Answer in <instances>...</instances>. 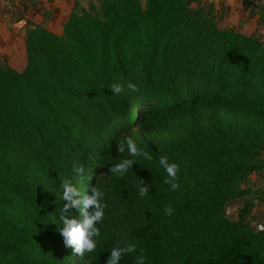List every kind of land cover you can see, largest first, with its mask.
Listing matches in <instances>:
<instances>
[{
  "label": "trees",
  "instance_id": "obj_1",
  "mask_svg": "<svg viewBox=\"0 0 264 264\" xmlns=\"http://www.w3.org/2000/svg\"><path fill=\"white\" fill-rule=\"evenodd\" d=\"M189 1L99 0L94 12L73 8L59 32L30 30L33 79L0 85V264H75L71 249L81 264H106L117 242L137 246L120 264L141 251L146 264H264V231L225 214L230 199L252 193L240 185L262 167L264 41L218 26ZM113 84L124 91L112 94ZM140 106L146 116L115 130ZM126 137L152 159L114 176L115 163L132 159L126 145L117 150ZM161 156L180 166L175 191ZM74 162L85 166L82 193L106 189L97 248L83 256L52 223Z\"/></svg>",
  "mask_w": 264,
  "mask_h": 264
},
{
  "label": "rangeland",
  "instance_id": "obj_2",
  "mask_svg": "<svg viewBox=\"0 0 264 264\" xmlns=\"http://www.w3.org/2000/svg\"><path fill=\"white\" fill-rule=\"evenodd\" d=\"M190 1L191 4L189 6L192 10L197 11L199 9L204 18L212 19L218 26L224 28L236 27L228 19L230 17L229 13L225 14V12L221 11L220 7L217 8L209 2L201 1L199 4L197 2L194 4L192 0ZM147 2L148 0H141L144 8ZM98 5L99 0H75L74 8L79 13H87L94 12ZM42 6L52 9L51 0H0V13L3 18L0 19V85L2 87L18 79H33V75L29 70L30 49L26 40L32 29L30 24L34 23L52 31H57L59 25L63 24L61 19H36V17L35 19H29L31 15L38 13L39 8ZM253 14H256L255 10ZM263 23L259 24L258 28L261 32L258 31L256 34L262 37L264 41V29L261 28ZM7 31H11V33ZM135 116H137V119L146 116V111L142 106L139 108L133 107L127 114L117 117L115 119V130H118L126 122H132V125L135 121ZM158 128L145 131L143 134L149 136L153 132H158ZM95 160L93 158L91 163L95 162ZM262 161V167L253 172L240 185L243 188L251 189L252 193L242 198L230 199L225 209L226 216L231 220L236 221L243 214L255 232L261 229L260 226H264V196L260 193L264 191V157ZM88 175L92 177L93 173L90 172ZM98 176L101 183L104 184L107 181L106 170H100ZM103 191L105 192L106 189L104 188ZM246 205H249V207ZM71 251L72 261L75 264H81L79 259L75 257L72 249Z\"/></svg>",
  "mask_w": 264,
  "mask_h": 264
},
{
  "label": "clouds",
  "instance_id": "obj_3",
  "mask_svg": "<svg viewBox=\"0 0 264 264\" xmlns=\"http://www.w3.org/2000/svg\"><path fill=\"white\" fill-rule=\"evenodd\" d=\"M128 88L132 91H137L134 83L129 82ZM110 91L114 95L120 94L124 91L122 84H113L110 86ZM125 145L127 152L132 159H122L120 162L115 163L109 171L114 176H123L132 165L136 163L137 157L143 155L146 159H152L147 153L138 149L136 142L131 137H126L124 141L120 142L117 146L119 153H124ZM159 166L164 169L167 176L164 179V184L169 185V191H175L180 188L178 182V172L180 166L176 162H170L167 156L159 158ZM73 178H64L60 182V199L65 201L63 207L59 209L58 219L52 222L57 225L58 231L63 237L65 246H73L75 253L83 256L85 253H92L96 250L101 230L98 226L104 219L105 209L107 204L104 202V192L95 186L91 188V194L88 192L82 193L79 188V183L85 179V166L79 162H74L72 166ZM149 192L146 186L139 187V195L144 197ZM83 197V207H80L81 200L74 197ZM91 208V213L88 209ZM75 209V215H73ZM173 208L166 206L164 212L167 216L173 214ZM80 217H83L82 219ZM264 231V226H260ZM136 244L131 243L126 246H121L120 242L112 247L110 255L107 257L106 264H120L122 257L129 253L136 252ZM133 264H146V257L141 254L136 256Z\"/></svg>",
  "mask_w": 264,
  "mask_h": 264
},
{
  "label": "crops",
  "instance_id": "obj_4",
  "mask_svg": "<svg viewBox=\"0 0 264 264\" xmlns=\"http://www.w3.org/2000/svg\"><path fill=\"white\" fill-rule=\"evenodd\" d=\"M202 2H209L214 4L217 8H221V11L229 13V18L233 24L244 32H261L259 24L264 22V0H201ZM52 9L49 7H41L38 10V13L31 15L29 19H67L71 10L75 6V0H51ZM192 3L195 4V1L192 0ZM256 11V14H253V11ZM221 14H223L221 12ZM256 15V17H255ZM225 16V15H224ZM0 19H3L0 13ZM226 19V18H225ZM61 21V22H62ZM63 23V22H62ZM32 28L36 25L34 23L30 24ZM42 27V26H41ZM62 24L59 25L57 31L61 30ZM45 28V27H44ZM264 29V23L261 27ZM47 29V28H46ZM49 30V29H48ZM52 31V30H51ZM11 33V31H7Z\"/></svg>",
  "mask_w": 264,
  "mask_h": 264
},
{
  "label": "water",
  "instance_id": "obj_5",
  "mask_svg": "<svg viewBox=\"0 0 264 264\" xmlns=\"http://www.w3.org/2000/svg\"><path fill=\"white\" fill-rule=\"evenodd\" d=\"M261 228V227H260Z\"/></svg>",
  "mask_w": 264,
  "mask_h": 264
}]
</instances>
